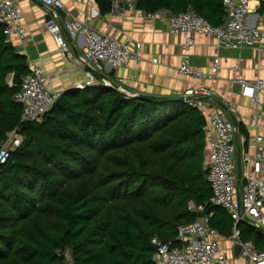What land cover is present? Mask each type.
Returning a JSON list of instances; mask_svg holds the SVG:
<instances>
[{"label":"trees","instance_id":"trees-1","mask_svg":"<svg viewBox=\"0 0 264 264\" xmlns=\"http://www.w3.org/2000/svg\"><path fill=\"white\" fill-rule=\"evenodd\" d=\"M109 3L95 0L100 13ZM134 3L148 13L192 10L213 26L225 17L222 0ZM28 72L0 24V148L10 132L20 139L0 164V264H68L66 252L70 264H156L152 238L177 244L179 225L213 209L203 116L184 102L95 85L63 91L39 120L21 121L14 94ZM214 211L210 227L229 237L232 220ZM238 228L264 250L261 232Z\"/></svg>","mask_w":264,"mask_h":264},{"label":"built area","instance_id":"built-area-1","mask_svg":"<svg viewBox=\"0 0 264 264\" xmlns=\"http://www.w3.org/2000/svg\"><path fill=\"white\" fill-rule=\"evenodd\" d=\"M38 1L44 9V28L53 37L58 51L84 72L85 81L77 86V90L95 86L100 80L105 87H114L97 76L99 73L113 72L119 82L115 89L125 93L117 71L129 61L140 59V47L131 48L128 43L97 31L85 21L71 16L66 12L63 0ZM86 1L95 4V0ZM249 1L222 0L225 17L218 26L211 25L192 10L176 14L164 10L148 13L138 10L134 2L124 0H110L108 13L118 18H140L165 24L170 33L183 36V47L187 52L192 47L193 34L213 37L216 40V52L221 48H253L258 52L264 51V24L257 27L248 21ZM90 15H98L97 8H91ZM250 16L252 19L254 16L257 18L255 14ZM0 24L4 26L6 41L11 42L12 37H16L25 43L26 30L22 14L12 0H0ZM63 32L69 39L79 43L81 52L78 55L74 56L70 52ZM187 52L181 56L178 73L203 78L205 75L199 68L191 67ZM151 62L155 63L156 59L152 58ZM220 65V57L216 53L209 67L208 79L217 74ZM27 67L29 72L21 76L20 89L14 94V101L22 106L21 121L32 122L39 120L50 110L62 92L51 86L40 67L33 63L27 64ZM235 84L240 87L241 97L251 103L252 114L248 125L258 128L262 117L259 106L260 93H264V77H257L253 81L235 79L229 82V88ZM180 96L190 108L202 113L211 108L215 98L220 102V105L206 113L207 120L201 128L205 145L202 170L210 188L208 203L213 209L204 212V206L195 207L189 203L190 209L204 212L203 215L193 222L177 227V244L152 238L151 243L156 247L154 261L156 264H228V256L220 249L216 240L218 233L209 224L214 209L219 208L225 210L232 220L229 239L239 246V257L245 264H264V250L258 251L252 242L243 241L238 228L239 223L245 222L257 230H264V177L261 175L264 170V135L257 133L253 138V150L242 153L244 175L238 176L235 155L240 118L236 115L232 102L226 99L224 92L217 96L205 85L189 86ZM7 137L8 141L0 148V164L7 160L9 150L20 143L14 132L8 133ZM262 234L264 236V232ZM65 258L70 264L71 257L67 252Z\"/></svg>","mask_w":264,"mask_h":264},{"label":"crops","instance_id":"crops-1","mask_svg":"<svg viewBox=\"0 0 264 264\" xmlns=\"http://www.w3.org/2000/svg\"><path fill=\"white\" fill-rule=\"evenodd\" d=\"M12 1L22 14L26 30L25 43L12 37L11 43L16 52L25 56L28 64L33 63L40 67L55 90L61 92L76 90L77 86L85 81L84 72L76 67L65 54L58 51L53 37L44 28L43 5L38 0ZM124 1L134 2V0ZM63 2L66 12H69L71 16L85 21L97 31L128 43L131 48L140 47V59L129 61L117 71V76L122 79L120 85L124 88L126 95L177 98L184 89L192 85L208 86L217 96L220 92H224L226 99L232 102L236 115L240 118L239 131L236 135L235 164L236 174L244 175L241 162L242 153L253 150V138L257 133L264 135V93H260L259 110L262 117L258 128H252L248 125L252 114L250 100L241 97L238 85L235 84L229 88V82L235 79L253 81L257 77H264V51L258 52L253 48L237 50L221 48L216 52V40L213 37L193 34L191 36L192 47L187 52L183 47L185 42L183 36L170 33L165 24L140 18L113 17L109 13H100L96 4L92 5L86 0H63ZM259 6V1H249L248 21L256 24L257 27H262L264 15L258 13ZM91 8H97L98 15L91 16ZM251 13L257 15V18L254 16L252 19ZM63 34L72 55H78L81 52L79 43L69 39L64 32ZM80 43H82L81 40ZM185 52L189 54L191 67L199 68L205 75L203 78L178 73V64ZM216 53L220 57V69L213 78L208 79L209 67ZM152 58L156 59L155 63L151 62ZM97 76L111 84H119L113 72L99 73ZM11 81L12 76H9V85H11ZM97 85L105 87L101 80ZM218 105L220 102L215 98L211 103V108L205 112L212 111ZM197 111L203 116L206 123V113ZM261 175L264 177V170ZM217 212L227 214L225 210L219 208H217ZM216 240L220 249L225 251L228 256V264H245V261L239 257V251L235 249L236 245L230 241L229 237L218 233Z\"/></svg>","mask_w":264,"mask_h":264},{"label":"water","instance_id":"water-1","mask_svg":"<svg viewBox=\"0 0 264 264\" xmlns=\"http://www.w3.org/2000/svg\"><path fill=\"white\" fill-rule=\"evenodd\" d=\"M115 87L116 86L114 85V88ZM150 97L155 98V99L160 100V101H164V102H183L184 101V99H183L182 96H179L177 98H168V97H163V96H150ZM258 230L261 231V232H264L263 229H258ZM235 249L237 251H239V246L236 245V248Z\"/></svg>","mask_w":264,"mask_h":264},{"label":"clouds","instance_id":"clouds-1","mask_svg":"<svg viewBox=\"0 0 264 264\" xmlns=\"http://www.w3.org/2000/svg\"><path fill=\"white\" fill-rule=\"evenodd\" d=\"M28 64V63H27ZM113 86H114V84H112ZM115 86H118V85H115ZM106 88H114V87H106ZM115 89V88H114ZM116 90V89H115ZM117 91V90H116ZM119 92V91H118ZM122 94H124L125 96H128L129 97V95H126L125 93H123V92H121ZM130 97H132V96H130ZM135 97V96H134Z\"/></svg>","mask_w":264,"mask_h":264}]
</instances>
